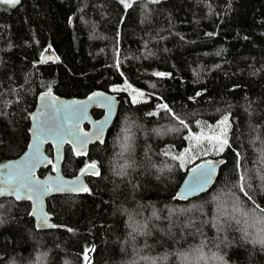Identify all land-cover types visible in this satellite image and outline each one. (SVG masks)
I'll list each match as a JSON object with an SVG mask.
<instances>
[{
  "label": "trees",
  "instance_id": "trees-1",
  "mask_svg": "<svg viewBox=\"0 0 264 264\" xmlns=\"http://www.w3.org/2000/svg\"><path fill=\"white\" fill-rule=\"evenodd\" d=\"M47 49L58 62H41ZM98 91L122 96L116 120L62 165L98 174L48 200L49 231L28 203L0 199V264H264V0L0 4V162L26 150L41 93ZM225 117L217 151L207 138ZM216 159L213 187L180 200L186 172Z\"/></svg>",
  "mask_w": 264,
  "mask_h": 264
},
{
  "label": "water",
  "instance_id": "water-1",
  "mask_svg": "<svg viewBox=\"0 0 264 264\" xmlns=\"http://www.w3.org/2000/svg\"><path fill=\"white\" fill-rule=\"evenodd\" d=\"M42 63H56V53L47 49ZM122 96L98 91L88 97L64 98L53 93H41L29 115V142L18 157L0 162V199L10 198L30 205V216L38 231L53 228L48 200L61 195H78L87 189V176L98 174V168L87 166L75 177L62 172L65 149L69 146L77 155H85L92 145L103 143L116 120ZM94 111H101L99 119ZM87 126V128H85ZM52 149V157L47 147ZM223 159L202 162L188 170L177 196L189 201L207 193L215 184ZM53 165V173H38ZM211 169V177L203 187L196 183L201 172ZM51 188V191H45Z\"/></svg>",
  "mask_w": 264,
  "mask_h": 264
},
{
  "label": "snow or ice",
  "instance_id": "snow-or-ice-1",
  "mask_svg": "<svg viewBox=\"0 0 264 264\" xmlns=\"http://www.w3.org/2000/svg\"><path fill=\"white\" fill-rule=\"evenodd\" d=\"M20 0H0V4H5L10 7H15L17 4H19ZM158 2V0H157ZM125 8L131 7L130 4L125 3L124 4ZM162 75V74H161ZM120 89H114V91H119ZM138 95H142V93H138ZM135 102V99H134ZM163 107V106H162ZM182 122V121H181ZM221 128L220 131L217 135L208 137V141L211 143L212 141L216 142V150L217 151H222L224 147L228 146V140H227V132H228V119L227 117L224 118L221 122ZM90 167H95L94 164L90 165ZM211 177V169L201 172L200 176L197 178L196 183L200 185V187H203L204 184L207 183V180L210 179ZM243 179V178H242ZM51 188H46L45 191H51ZM243 191V187L241 189ZM87 191V189H85ZM261 211H264L262 209ZM264 243V241H262ZM85 261H87V255H85Z\"/></svg>",
  "mask_w": 264,
  "mask_h": 264
},
{
  "label": "rangeland",
  "instance_id": "rangeland-1",
  "mask_svg": "<svg viewBox=\"0 0 264 264\" xmlns=\"http://www.w3.org/2000/svg\"><path fill=\"white\" fill-rule=\"evenodd\" d=\"M133 90V89H132ZM132 90H129L128 91V93H129V95L131 96L132 95ZM121 91H127V89H122ZM119 92V91H118ZM136 92V91H135ZM136 95H138V92H136V94L134 95V97L136 96ZM123 97H124V95H123Z\"/></svg>",
  "mask_w": 264,
  "mask_h": 264
},
{
  "label": "flooded vegetation",
  "instance_id": "flooded-vegetation-1",
  "mask_svg": "<svg viewBox=\"0 0 264 264\" xmlns=\"http://www.w3.org/2000/svg\"><path fill=\"white\" fill-rule=\"evenodd\" d=\"M102 113V112H101ZM102 115H103V113H102Z\"/></svg>",
  "mask_w": 264,
  "mask_h": 264
}]
</instances>
